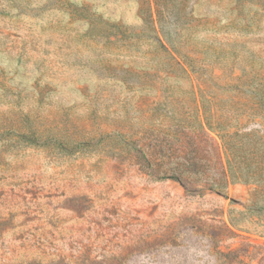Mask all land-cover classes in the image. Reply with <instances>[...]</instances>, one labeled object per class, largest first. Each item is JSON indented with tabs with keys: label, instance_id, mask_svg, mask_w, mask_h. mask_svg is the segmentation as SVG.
I'll return each instance as SVG.
<instances>
[{
	"label": "rangeland",
	"instance_id": "rangeland-1",
	"mask_svg": "<svg viewBox=\"0 0 264 264\" xmlns=\"http://www.w3.org/2000/svg\"><path fill=\"white\" fill-rule=\"evenodd\" d=\"M0 264H264V0H0Z\"/></svg>",
	"mask_w": 264,
	"mask_h": 264
},
{
	"label": "trees",
	"instance_id": "trees-1",
	"mask_svg": "<svg viewBox=\"0 0 264 264\" xmlns=\"http://www.w3.org/2000/svg\"><path fill=\"white\" fill-rule=\"evenodd\" d=\"M207 125H208L209 128H213V124L211 122H209V123L207 122ZM201 128H202V130H205L204 126H202V125H201ZM205 133L210 136V132L209 131H205ZM218 136H219L220 139H222L225 142V136L224 135L218 134ZM211 140H213L214 142L218 141V140L216 141V138L213 137V136H211ZM219 157L222 159L221 153H219ZM221 163L223 164V160H221ZM169 176L172 177V178L180 180L182 183H185L186 180H187L185 173H172ZM225 178H226V172H225L224 166H222L221 170L219 171V175L218 176H212L211 175L209 177V179H208L209 181L206 182V183L209 184L210 188L211 187H216V186L217 187L218 186L221 187L222 183H223L222 181H224Z\"/></svg>",
	"mask_w": 264,
	"mask_h": 264
}]
</instances>
